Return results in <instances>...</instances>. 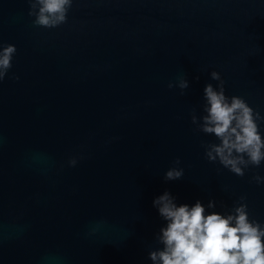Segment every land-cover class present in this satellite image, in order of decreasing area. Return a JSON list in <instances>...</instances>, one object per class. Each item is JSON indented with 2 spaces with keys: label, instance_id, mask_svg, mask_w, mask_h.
I'll return each instance as SVG.
<instances>
[{
  "label": "water",
  "instance_id": "obj_1",
  "mask_svg": "<svg viewBox=\"0 0 264 264\" xmlns=\"http://www.w3.org/2000/svg\"><path fill=\"white\" fill-rule=\"evenodd\" d=\"M29 9L0 0V44L17 49L0 83V264H152L165 192L224 215L244 196L264 226V161L243 177L209 162L219 141L191 122L212 71L264 117V0H73L56 28ZM181 75L183 94L168 88Z\"/></svg>",
  "mask_w": 264,
  "mask_h": 264
},
{
  "label": "clouds",
  "instance_id": "obj_2",
  "mask_svg": "<svg viewBox=\"0 0 264 264\" xmlns=\"http://www.w3.org/2000/svg\"><path fill=\"white\" fill-rule=\"evenodd\" d=\"M29 16H35V26L56 28L67 22L73 0H28ZM15 45L0 44V83L12 68L16 54ZM211 79L203 89V115L191 114L192 124L206 135H214L219 143H206L205 157L209 162H219L236 176L243 177L250 166L259 167L264 161V136L258 122L264 117L245 99L225 94L224 80L212 71ZM19 79V77H14ZM195 79H199L197 76ZM189 80L181 75L168 88L178 87L181 94L189 88ZM76 160L70 161L71 165ZM164 173L165 181L181 179L184 175L180 158ZM252 180L264 183V177L255 174ZM246 197L227 214L215 211L206 213L205 206L197 201L191 207L177 205L175 198L165 192L153 201L159 215L166 221L156 240L162 248L149 252L152 264H264V226L250 219ZM216 201L210 200L207 208L214 209Z\"/></svg>",
  "mask_w": 264,
  "mask_h": 264
}]
</instances>
